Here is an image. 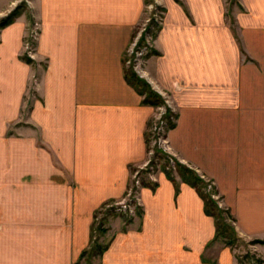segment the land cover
<instances>
[{
  "label": "crops",
  "instance_id": "1",
  "mask_svg": "<svg viewBox=\"0 0 264 264\" xmlns=\"http://www.w3.org/2000/svg\"><path fill=\"white\" fill-rule=\"evenodd\" d=\"M155 1L160 28L136 73L164 109L126 77L146 0H29L0 29V264H82L96 212L125 201L151 160L163 110L175 123L163 152L214 184L243 240L264 239V0ZM14 6L0 0V18ZM175 179L159 170L155 190L138 187L141 215L112 219L97 264H240Z\"/></svg>",
  "mask_w": 264,
  "mask_h": 264
},
{
  "label": "rangeland",
  "instance_id": "2",
  "mask_svg": "<svg viewBox=\"0 0 264 264\" xmlns=\"http://www.w3.org/2000/svg\"><path fill=\"white\" fill-rule=\"evenodd\" d=\"M14 1L16 3V6L13 7L11 12H13L14 10L18 8L19 14L21 15L23 13L29 14L28 9H27L29 0H14ZM153 2H155V0H149L147 3L146 15H145L146 17L151 16L149 6H151L152 5L151 3ZM154 7L160 10V8L157 6L156 3L154 4ZM11 12H9L8 14H10ZM153 20L156 21L154 18H152L151 22ZM151 22L147 23L145 21L144 25L139 24L134 31V38L132 39V44L130 45L129 50L126 52V55L124 58L126 70L128 72H131V71L136 72V69L142 62L143 57L145 58L151 51L150 49H148L147 45L149 44V41L151 40V37H152L151 34L153 32H156L155 25ZM156 23H159V22L156 21ZM145 26H146V29L147 27L149 28V32H152L148 36L144 35L146 30L143 28ZM142 29H143L142 35L139 36L138 34ZM138 36L139 38H138L137 44H134ZM132 48L134 49L133 51H132ZM136 50L137 51L143 50L144 55L142 56L140 61L136 59ZM33 51L34 49H26V54L24 56L25 60L31 57V52ZM160 109H164V107L161 105ZM163 113L167 114V110H163ZM159 116H160V113L158 114V117ZM158 117L152 122V125L149 128V133H148V140H149V146H150L149 153H150V157L152 161L148 163L147 166L144 167L143 169H137L133 172L132 182L129 187V195L125 201H117V202H110V203L108 202L107 204H104L103 207L99 211L96 212L94 221H93V225L95 223L96 231L94 232V234H92L93 231L91 229L90 244L88 245V247H86V249L91 251L92 247H95L98 245H105L108 242L110 238L109 230H110V223H112V219L120 218L124 223L129 224L127 223V220L137 215V212L140 210V206L138 204V190H139L138 187L142 185V181L144 180L152 181V174L156 171L163 170L164 165H167L170 169L173 170L172 172L174 176L177 175L178 172L175 169V161L171 157L167 156L163 152L164 150L161 147V143H163L161 139L164 138L166 134L165 132L167 128H169V122H170L169 119L173 122H174V119L172 118L171 115L169 116L170 118L168 119L165 118L166 116L162 117L161 120L158 119ZM162 121H165L167 125L165 124V128L160 130L159 128H160ZM214 188L216 189L214 184L210 181H207L204 191L211 193L212 197L216 200L218 205L222 209H226L221 205V199L218 195V191L217 189L215 191ZM224 216H225L226 222L228 223L230 222L234 224V221L228 218L227 215H224ZM231 216L233 217L232 213H231ZM100 226L106 229L107 231L105 233H102L101 230H99ZM254 240L255 239H252V241ZM261 240H264V239H261ZM252 241L250 240V242H246L245 240H242L235 247H233V248H236V254L238 256V261L240 264H264L263 262H260V260L261 261H264V260L256 252H254L252 248V245L263 244V243H253ZM81 259H82L81 260L82 264H93L94 261H96V264H97V258L90 257V253L85 254L84 256L81 255Z\"/></svg>",
  "mask_w": 264,
  "mask_h": 264
},
{
  "label": "trees",
  "instance_id": "3",
  "mask_svg": "<svg viewBox=\"0 0 264 264\" xmlns=\"http://www.w3.org/2000/svg\"><path fill=\"white\" fill-rule=\"evenodd\" d=\"M149 0H146V2L148 3ZM21 15L18 12V8L16 10H14L13 12H11L10 14H8L5 17L0 18V29L5 28L6 26L12 24L13 22H15L16 18ZM151 23H153L155 25L156 31L160 28L159 23H156V21H152ZM148 33H152L149 32V28H148ZM156 32H154L155 34ZM145 35V34H144ZM146 36V35H145ZM151 54V51L150 53ZM28 61H30V58H27ZM126 77L128 82L134 86V88L142 95H144V102L147 104H151L154 106H161L165 103L164 98L158 94L157 92H155L149 85L148 83L142 79L135 71H131V72H126ZM166 118H170L169 116L166 115ZM169 128L174 127L175 123L173 121H171L169 119ZM175 169L177 170V172L179 173V175L181 176L182 180L186 183H188L189 185H191L192 187H194L199 195L201 196V198L204 201V207H205V212L207 215L212 216L215 219V224H216V234L215 237L212 241H222L224 244H226L227 246H231V247H235L240 241H242L243 239L239 236L234 224L232 223H228L225 220V216L227 215L228 218H230L231 220L235 221V218L231 216V212L228 209H222L218 203L216 202V200L212 197L211 193H208L206 191H204L205 186L207 181L201 177L197 171H195L194 169L183 165L181 163H179L178 161H175ZM163 171L166 173L167 177L172 180L173 182L176 183V179L175 176L173 175V170L170 169L167 165L163 166ZM142 185L146 186V187H150L153 190L156 189V187L158 186V184L154 181H142ZM214 190L216 191V189L214 188ZM142 210L140 209L137 214L141 215ZM133 218L127 220V223L132 222ZM99 230H101L102 233H105L107 230L104 229L103 227H99ZM92 234H94V232L96 231V227H95V223L94 225H92ZM253 243H263L264 244V240L261 239H255L254 241H252ZM211 243V242H210ZM109 247V243H106L105 245H98L95 247H92L91 251L86 249L82 252V256H84L85 254L90 253V257H98V256H102L103 253L108 249ZM263 262L264 261H261Z\"/></svg>",
  "mask_w": 264,
  "mask_h": 264
},
{
  "label": "built area",
  "instance_id": "4",
  "mask_svg": "<svg viewBox=\"0 0 264 264\" xmlns=\"http://www.w3.org/2000/svg\"><path fill=\"white\" fill-rule=\"evenodd\" d=\"M149 9H150V14H151V16L150 17H148L147 18V20H146V22L147 23H149V22H151V20H152V18H154L157 22H160L161 20H162V14H163V12L162 11H160L158 8V10L154 7V4H152L151 6H149ZM156 11V12H155ZM152 12H154V14H152ZM146 23V24H147ZM147 26V25H146ZM146 26L143 28V29H145L146 30ZM143 29L139 32V36L140 35H142V32H143ZM139 36L137 37V40H136V42L134 43V44H137V41H138V38H139ZM136 39V38H135ZM142 49V48H141ZM134 49L132 48V51H133ZM144 55V53H143V50H141V51H137L136 50V59L138 60V61H140V59L142 58V56ZM165 116V113H163V111H162V113L160 114V117H159V119L161 120V118L162 117H164ZM165 121H162V123H161V125H160V130H162V129H164L165 128ZM167 125V124H166ZM157 129H158V127H157ZM161 141L163 142L164 141V138L163 139H161ZM152 160H150L149 161V163L151 162Z\"/></svg>",
  "mask_w": 264,
  "mask_h": 264
},
{
  "label": "bare ground",
  "instance_id": "5",
  "mask_svg": "<svg viewBox=\"0 0 264 264\" xmlns=\"http://www.w3.org/2000/svg\"><path fill=\"white\" fill-rule=\"evenodd\" d=\"M155 3H156V1L153 2V3H151V4H155ZM152 14H153V12H152ZM147 31H148V27H147V29H146V31H145V35H146V36H148L149 34H151V33H148ZM151 35H152V34H151Z\"/></svg>",
  "mask_w": 264,
  "mask_h": 264
}]
</instances>
